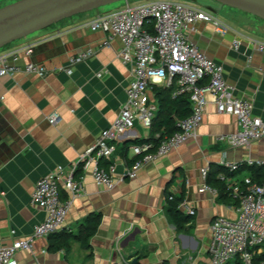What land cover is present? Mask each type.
Returning <instances> with one entry per match:
<instances>
[{
    "label": "crops",
    "instance_id": "0c3cea01",
    "mask_svg": "<svg viewBox=\"0 0 264 264\" xmlns=\"http://www.w3.org/2000/svg\"><path fill=\"white\" fill-rule=\"evenodd\" d=\"M13 1L0 0V7ZM143 1L146 0H128ZM125 4L126 1L73 15L1 50H19V64L43 65L47 74L40 77L16 72L0 77V96L4 98L0 101V244L9 245L14 238L32 233L45 217L42 209L30 204L36 182L58 165L77 166L81 154L94 144L122 107L133 64L120 60L119 37L91 30L88 22ZM219 14L231 30L220 34L213 24L198 21L188 31V38L223 66L224 78L233 86L234 94L251 100L253 114L264 120V54L242 38L244 35L264 40L248 31L254 26L264 32V21L233 8H222ZM236 39L240 42L238 50L231 47ZM26 47L32 48L30 54L25 53ZM87 49L93 54L66 73L69 56ZM169 83L152 82L148 88L151 98L155 100L154 85ZM174 86L173 94L178 90L176 80ZM52 112L59 114L56 124L47 120ZM236 130L235 116L217 112L208 96L196 137L141 168L135 178L124 177L112 189H105L78 166L74 177H82L84 193L74 198L61 230L75 234L88 215L97 214L99 224L89 239L90 248L71 239L67 249L56 251L49 237L37 238L32 251L15 253L14 264H121L133 259L136 264H211L210 223L217 215L234 218L237 202L231 197L221 200L218 193L198 192L203 181L200 168L211 163L221 165L223 160H264V138L247 148H232L217 139ZM149 133L136 121L115 142L113 154L102 159L101 166L112 164L115 174L124 173L133 157L130 142L147 139ZM128 143L126 154H122L121 148ZM252 167L258 166L219 173L243 187L246 176L256 182L262 179L263 175L254 177ZM242 171L246 172L238 178ZM60 189L61 197H68L62 186ZM173 189L180 203H185L179 206L180 211L187 214L186 206L194 210L181 229L169 216L167 198ZM261 248L264 251V243Z\"/></svg>",
    "mask_w": 264,
    "mask_h": 264
},
{
    "label": "built area",
    "instance_id": "2783aa9c",
    "mask_svg": "<svg viewBox=\"0 0 264 264\" xmlns=\"http://www.w3.org/2000/svg\"><path fill=\"white\" fill-rule=\"evenodd\" d=\"M126 4L113 12L99 15L88 22L91 30H102L110 36H117L122 42L120 60L133 64L132 80L126 88V99L113 122L102 129L94 144L79 157L77 166L58 165L56 170L41 177L35 184L30 204L45 212L44 219L36 224L27 237H16L9 245L0 244V264H14V256L20 250H33L34 240L46 238L62 229L70 206L76 196L84 193L82 177H74L79 166L82 172H89L96 185L112 189L124 177L135 178L144 166L153 163L179 148L189 139L195 138L204 120L208 96L216 105L217 112L235 116L237 130L218 136L232 148H247L251 142L264 138V120L253 114V103L247 98L234 94V88L224 78L223 66L209 58L188 38V31L198 21L213 24L215 30L225 34L231 27L203 10L197 4L186 0H146ZM149 25V29L146 27ZM256 51L264 54V40L242 35ZM107 45V40L104 41ZM234 50L240 47L239 40L231 44ZM26 54L32 48L26 47ZM19 50L0 51V77L16 72L44 76L45 66L27 62L19 64ZM93 54L91 49L81 50L68 58L70 74L72 66L86 60ZM176 80L175 94L186 93L190 100V113L176 121L177 131L165 136L155 144L142 142L131 144L132 162L125 172L115 174L114 165L107 168L99 165L100 159H108L115 150V142L129 131L136 121L149 129L157 105L148 91L156 81ZM207 79V83L205 82ZM205 82V83H203ZM0 96V101L3 100ZM57 112L47 117L56 124ZM229 172L242 166H262L264 160L246 158L239 161L221 162ZM208 166L200 168L202 184L198 192L208 191L217 195L218 190L207 184ZM226 192L237 202L236 216L229 218L215 216L210 223L208 252L211 264H264V256L258 257L264 243V173L260 182L246 176L241 187L225 173L218 174ZM61 186L68 197H61ZM176 190L171 191L170 199L175 198ZM185 203L179 202V205ZM186 213L194 210L186 206ZM15 231H12L14 234ZM126 264H134L131 260Z\"/></svg>",
    "mask_w": 264,
    "mask_h": 264
},
{
    "label": "trees",
    "instance_id": "16d2710c",
    "mask_svg": "<svg viewBox=\"0 0 264 264\" xmlns=\"http://www.w3.org/2000/svg\"><path fill=\"white\" fill-rule=\"evenodd\" d=\"M264 21V20H263ZM149 29V25L146 26ZM150 30V29H149ZM175 78L165 86H153V93L157 105V111L152 118L149 127V137L147 139H134L131 144H139L142 142L159 143L165 136L171 135L177 131L178 127L176 121L186 117L190 111V100L186 93L173 94ZM130 144H125L121 148V153L126 154V150ZM102 159L99 160L101 165ZM208 174L206 178L207 184H213L218 190L219 199L225 200L230 195L226 192L225 185L216 176L219 172L226 170L222 165L211 163L208 165ZM264 165L252 167L255 178L261 177L263 174ZM169 216L177 229H181L186 222L192 218L190 214H185L180 211L178 205L180 198H167ZM99 224V217L97 214H91L86 217L84 222L80 225L78 231L74 233L59 230L50 234V246L52 249L58 251L60 249H67L71 239L78 240L85 249L90 248L89 239L94 235ZM264 251L258 256L263 257ZM126 264V263H121ZM136 264V262H135Z\"/></svg>",
    "mask_w": 264,
    "mask_h": 264
},
{
    "label": "water",
    "instance_id": "95a60500",
    "mask_svg": "<svg viewBox=\"0 0 264 264\" xmlns=\"http://www.w3.org/2000/svg\"><path fill=\"white\" fill-rule=\"evenodd\" d=\"M118 1L122 0H15L0 7V48L65 18ZM213 1L264 20V0Z\"/></svg>",
    "mask_w": 264,
    "mask_h": 264
},
{
    "label": "rangeland",
    "instance_id": "374dc122",
    "mask_svg": "<svg viewBox=\"0 0 264 264\" xmlns=\"http://www.w3.org/2000/svg\"><path fill=\"white\" fill-rule=\"evenodd\" d=\"M125 0H122V1H118V2H115V3H112V4H108V5H105V6H101L100 9H103V8H109L111 6H114V5H119L121 3H123ZM186 1H189L191 3H194V4H197L198 6H200L203 10L213 14V15H218V17L222 20L223 19V16H221L220 13V10L222 8L224 9H229L230 7L228 6H225V5H222L216 1H213V0H186ZM234 9V8H233ZM237 10V9H236ZM224 20V19H223ZM249 32H252L254 31L255 34H257V36L261 37V38H264V32L263 30L260 29H257L255 28L254 26H252V29H248ZM29 36V35H28ZM9 45V44H8ZM6 45V46H8ZM6 46L0 48V51L5 49ZM246 171H242V172H239L237 174V177L240 178V177H243V175L245 174Z\"/></svg>",
    "mask_w": 264,
    "mask_h": 264
}]
</instances>
